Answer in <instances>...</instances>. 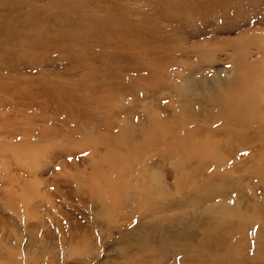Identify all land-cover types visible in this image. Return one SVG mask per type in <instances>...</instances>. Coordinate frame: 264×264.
<instances>
[{"label":"rangeland","instance_id":"rangeland-1","mask_svg":"<svg viewBox=\"0 0 264 264\" xmlns=\"http://www.w3.org/2000/svg\"><path fill=\"white\" fill-rule=\"evenodd\" d=\"M88 1L0 0V25L18 37L68 25L70 31L63 30L67 38L90 37L92 27L83 19L87 14L82 7ZM176 1L189 8L193 21L172 15L170 0H92L94 11L104 5L111 11L110 29L102 30L111 35L103 38L101 61H75L79 54L68 41L47 54L50 48L35 47L31 53L0 40L9 47L0 48V143L5 146L0 149V264H264V128L233 126L225 120L224 104L228 97L249 95L250 111L264 121V5L254 0ZM77 17L81 23L73 20ZM84 84L109 92L104 106L93 98L82 104L67 96L73 87L79 95L83 90L91 93L78 88ZM52 88L63 95H47ZM158 130L164 143L154 147ZM44 137L41 145L55 157L40 153L31 167L24 159L6 155V149L18 144L19 151L34 152V146L24 148L20 141ZM109 137L119 138L118 144L107 145L104 139ZM121 138L134 141L133 146L144 144L139 169L131 176L141 174L157 194L163 190L154 186L157 180L170 181L159 198L151 192L156 203L147 199L143 204V212L156 213L136 219L140 212L131 206L134 214L128 225L117 222L116 214L103 205L94 210L90 191L97 181L90 175L103 167L104 158L111 153L132 158ZM192 145L198 149L197 164V158L183 155ZM212 172L213 179L207 176ZM17 175L14 186L10 176ZM29 185L40 193V204L8 208L10 195L23 193ZM213 193L218 194L208 195ZM236 207L239 211L232 212ZM29 209L35 219L28 218ZM60 210L68 221L58 218ZM53 221L64 224L65 236L58 235ZM96 221L102 227L96 229ZM71 224L92 228L94 247L84 246L82 233H70ZM42 226L64 242L59 243L64 249H48ZM36 232H44L45 242Z\"/></svg>","mask_w":264,"mask_h":264},{"label":"bare ground","instance_id":"bare-ground-1","mask_svg":"<svg viewBox=\"0 0 264 264\" xmlns=\"http://www.w3.org/2000/svg\"><path fill=\"white\" fill-rule=\"evenodd\" d=\"M219 1H223V0H217V2L219 3ZM256 1L257 3H261L264 5V0H254ZM174 2V3H173ZM79 4H82V0H80ZM93 5H95V2H92V0H89L87 4L83 5L82 7L84 8L86 14H87V18H83V16H80L82 17L83 19H86L88 20L90 24V27L92 28H89L91 29L90 32L92 31L93 34L88 37L86 36V38H81V37H78V34H75V36L69 34V38H67L68 36V33L66 32H69L70 31V27L69 25L66 26V27H61L60 31L58 29L56 30H37V32H34V35L31 36V35H21L18 37V35L16 34H8L6 33V30H4V28L2 27V25H0V40H5L7 42H14V43H17L20 47L22 46L24 48V50L28 51L27 48H29L30 50L28 52H33L32 49H35L36 48H40V47H46V48H50L46 51L47 54H53L55 52H58L59 50H61L60 48H63V47H66V42L68 41L69 44H71L73 47H75L77 49V53L79 55H77L74 60L77 61V62H88V61H92L93 59L96 60V61H101L102 59L100 58V54H98V52H100V50H103L105 49L104 48V45H105V41L103 40V38H108L109 35H111V33H107V32H104L102 31L103 29H110L108 26H107V22L110 21V18H111V11L109 9V7H105L106 5H104L103 7H101L100 9H98L97 11H94L93 10ZM167 6H168V10L172 12V15L174 14H177L179 17H185V19L187 21H193L194 18L193 16L190 14L189 12V8L185 7V5L181 2V3H177L176 0H170V3L167 2ZM191 10V9H190ZM264 10V9H263ZM186 12H188L186 14ZM80 17H77V18H73V20H76L78 22L81 23V18ZM199 19V18H198ZM75 21V22H76ZM73 22V21H72ZM87 23H83L85 25H87ZM66 25V24H65ZM42 26V25H40ZM89 27V25H87ZM93 29V30H92ZM63 30H65L66 32H64ZM100 32H99V31ZM101 34V35H98V34ZM88 37V38H87ZM80 40H83L85 42V45L84 46H79L78 45V42ZM80 43V42H79ZM6 45L3 44V43H0V48H4L3 50H6L8 51L9 50V47L8 46H4ZM92 45V46H90ZM27 47V48H26ZM88 47H91V48H95L93 51H88ZM99 49V50H98ZM16 51V50H15ZM27 56V54H26ZM29 56V55H28ZM27 56V57H28ZM19 57V56H18ZM31 57V56H30ZM26 58V57H25ZM20 59V58H19ZM19 59H16L17 62H19ZM42 59L39 60L41 61V64H42ZM22 60V59H21ZM20 60V61H21ZM35 61V60H34ZM31 62V61H30ZM28 66V65H27ZM30 66V65H29ZM12 67H8L7 69H11ZM3 68L2 66L0 65V71H2ZM5 70V69H4ZM7 71V70H6ZM0 80H3L0 78ZM42 82V81H41ZM40 82V83H41ZM28 83V82H27ZM35 85H36V82H34ZM39 83V82H38ZM97 84H99V82L96 81ZM2 82H0V91H1V87H2ZM34 85V86H35ZM39 85V84H38ZM88 85V84H87ZM85 85L83 87H78V88H88L90 91H92L91 93H84L85 90H83V92H81V94L79 95L77 88L76 87H73L71 88L70 90L71 91H68L67 92V96L69 95L70 97H76V100L77 101H81L82 104L85 103L86 101H91L90 98H93L94 99V102L100 106H104L105 105V102L106 100L110 97L109 95V92L108 91H101L100 88H96V87H93L91 84L90 85ZM41 86V85H40ZM38 88V87H36ZM107 88V87H106ZM105 88V89H106ZM39 89V88H38ZM37 89V90H38ZM40 90V89H39ZM47 95L49 94H54L56 97H60V92H58L55 88H52L50 90H47L45 92ZM101 93V94H100ZM63 95V94H61ZM96 95L100 96V99H98L96 97ZM53 97V95H52ZM51 97V98H52ZM213 100H215V96L212 97ZM219 99H221L219 97ZM104 100V102L102 103L101 101ZM211 100V99H209ZM212 101V100H211ZM37 102V101H36ZM221 102V101H220ZM224 104H225V109L227 112H225V120L227 122H230L233 126H238L240 128H254L255 126L258 127V128H264V121H261L260 118H259V115L258 113L254 110V111H250V108H251V105H252V102L250 100V96L249 95H243V96H235V97H228L227 100H224ZM98 107V106H97ZM78 109H81L80 107H77ZM99 108V107H98ZM83 110V109H82ZM83 113V112H82ZM219 114V113H218ZM262 114H264V112H262ZM187 115V114H186ZM262 116V115H261ZM174 117V116H173ZM171 118V117H170ZM264 119V116L262 117ZM172 119V118H171ZM175 119V118H174ZM173 119V120H174ZM179 119V118H178ZM192 119V117H191ZM168 120V119H166ZM165 120V121H166ZM207 120V119H206ZM209 120V119H208ZM211 120V119H210ZM164 121V122H165ZM170 121V119H169ZM194 121V120H193ZM206 122H209V121H206ZM166 123V122H165ZM186 123V121H185ZM178 125V122L176 123ZM230 124V126H231ZM157 125V124H156ZM167 125V124H166ZM172 125V124H170ZM180 125V124H179ZM92 126V125H91ZM160 126V124L158 125ZM157 126V128H159ZM154 127V126H153ZM161 127V126H160ZM156 128V126L154 127ZM162 128V127H161ZM176 127L174 126V129ZM146 129V128H144ZM2 129H0V132H3L1 131ZM135 130V129H134ZM148 130V129H147ZM172 130V129H170ZM136 131V130H135ZM141 131V130H140ZM146 131V130H145ZM144 131V132H145ZM159 131H156L153 135V138H152V144L154 145L155 147V144L156 145H163L164 143V136H160L159 135ZM129 132V131H128ZM126 131V133H128ZM134 132V131H133ZM136 132H139L138 130ZM143 132V130H142ZM152 132V131H151ZM161 132V131H160ZM174 132V131H173ZM131 133V132H130ZM162 133V132H161ZM167 133V132H166ZM140 134V133H139ZM143 134V133H142ZM140 134V135H142ZM168 134V133H167ZM171 135V134H170ZM170 135H167V136H170ZM125 136V134L123 135ZM147 133H146V137L144 136L143 134V138L146 139H149L147 138ZM158 136H159V139H158ZM174 136L175 135H171ZM171 136L169 138H171ZM47 137V136H46ZM117 138V137H115ZM136 138V137H133V139ZM141 138V137H140ZM140 138H137L135 140H138ZM168 138V137H167ZM45 137L43 139H38V140H35V141H32L30 140V138L28 140H22L20 141L22 143V146L25 148H29V147H33L35 148V150H33L34 152H28V153H24V152H21L19 151L21 149V147H19L18 145H11V146H14L13 148L10 147L9 149H6V155H9L11 157V159H14V160H19V159H24L26 160V162L32 167L35 162H36V155H40V153H46L47 155L49 156H52L54 155V153L49 150H46V148L41 145V143L44 141ZM119 138L114 139L113 138H105L104 141L107 145H113L117 142L118 144V140ZM124 139H126L124 137ZM171 139H169V142H170ZM133 141V140H132ZM15 141H10L8 142V144H11ZM120 142H122L121 146L122 148L125 150H129L131 152L129 153H132V158L130 159L129 158V155L125 156V154H122L123 156H119L117 154H113L111 153V155L109 156V158H104L103 159V164L102 166L103 167H100L104 170L107 169V171L104 173V171L100 168L94 170L93 172V175H90L91 177H93L94 180H97L95 181L94 183H92L91 187H90V191L94 194V199H95V202H93V209L94 210H97L98 206L99 205H103L106 207L107 210H112V212H114L116 214V221L117 222H121V221H125L127 222L126 225H128V222H129V219H132L133 218V212L131 213V206H134L135 208L137 207L138 210H139V214L137 215L136 219H140V218H145L146 216H150V215H153L154 213H156L154 211V209H152L151 211L149 212H143L144 211V207H143V204L145 203V201L147 199H152L153 202H155V199H157V197L161 194H163L164 190L169 188V185H170V181H167L165 180H162L161 182H158L159 180H157V183L154 185L156 187V189L158 187H163V190L161 191H158L159 195L156 193L154 187L150 186L149 183H147L146 179L144 181V178L142 177L141 174H139L138 176L139 177H136V176H131V173L134 171V170H137L138 168V165L140 163V160L142 158V156L145 154V151L143 146L144 144L141 143V144H137V145H134L133 146V142H125L123 141V139L121 138L120 139ZM7 144V146H8ZM150 144V143H149ZM170 144V143H169ZM180 144V143H179ZM178 144V145H179ZM177 145V144H176ZM175 145V146H176ZM184 145V144H183ZM185 146V145H184ZM112 147V146H111ZM153 147V148H154ZM3 148H5L4 144L0 143V149L3 150ZM113 148V147H112ZM150 148V147H149ZM158 147L156 146L155 149H157ZM184 148V147H182ZM117 149V147H116ZM176 149V148H175ZM186 149V148H185ZM125 150V151H126ZM198 149H196V146H191L189 151H187L188 153H183V155H189V157H191V159H196V163L197 164V160L199 159V157H196L195 155V152H197ZM4 151V150H3ZM11 151V152H10ZM175 151V150H173ZM222 151V150H221ZM178 153V152H177ZM176 153V155H177ZM182 154V153H181ZM213 154V153H212ZM211 154V156H212ZM215 154V153H214ZM5 155V156H6ZM57 155V154H55ZM55 155L53 157H55ZM175 155V157H176ZM220 155V154H219ZM0 156H1V153H0ZM183 156V157H184ZM210 156V157H211ZM7 158V156H6ZM220 158V157H218ZM225 158V156H224ZM155 159V158H153ZM216 159V158H215ZM237 159V158H236ZM181 160V159H180ZM217 160V159H216ZM219 160V159H218ZM240 160V159H239ZM225 161H228L226 160L225 158ZM132 162V163H130ZM152 162V161H151ZM150 162V163H151ZM217 162V161H216ZM229 162H230V159H229ZM228 163V162H227ZM64 165V163H61ZM226 164V163H224ZM148 165V164H147ZM161 165V164H160ZM228 165V164H227ZM222 166V165H221ZM180 167H182L180 165ZM136 168V169H135ZM139 169V168H138ZM200 169L201 167L199 168V172H200ZM161 170V169H160ZM159 170V172H160ZM163 170V169H162ZM176 170V169H175ZM186 170V169H185ZM209 170V169H208ZM7 171L9 172V174L11 175V169L9 167H7ZM139 171V170H138ZM164 171V170H163ZM178 171V170H177ZM188 171V170H187ZM203 171V169H202ZM212 171V170H211ZM216 171V170H215ZM218 171V170H217ZM189 172V171H188ZM207 172V171H206ZM205 172V173H206ZM210 172V171H209ZM208 172V174H209ZM0 173H1V170H0ZM192 173V172H191ZM195 173V172H194ZM204 173V172H203ZM204 173V176L206 175ZM213 173L210 174V175H207L208 177L210 178H214L213 176ZM216 173V172H215ZM214 173V174H215ZM122 174V175H121ZM121 175V176H120ZM163 175V174H162ZM173 175L176 176V174L173 173ZM165 177V175H164ZM181 177V176H179ZM189 177V175H188ZM206 178L207 180L209 178ZM18 175H17V178L15 177H11L10 176V182H12V185L15 186V182L18 181ZM167 178H170L172 179L171 177H167ZM166 178V179H167ZM197 178V177H196ZM199 178V177H198ZM177 179V178H176ZM183 179V178H181ZM22 180V179H21ZM172 181L174 182L175 180L172 179ZM154 182V181H153ZM185 182V181H184ZM181 183V182H180ZM179 184V183H178ZM206 187L208 188V181H206ZM196 185V184H195ZM182 186V185H180ZM178 189V188H177ZM180 190V189H179ZM179 190H177L176 192H178ZM208 190V189H207ZM214 190V189H213ZM7 191V190H6ZM167 191V190H166ZM182 191V190H180ZM228 191V189H227ZM151 192L153 193L152 195L154 196L155 199H153V197H151ZM208 193V191H207ZM216 193V192H215ZM208 194V195H217V194ZM39 194L38 191L35 189L34 186H31L29 185L27 187V189L24 188L23 190V193H20V191H15L14 194H11L10 197H9V202H7V205L8 208H10L11 206H14L16 208H20V206L22 208H29L31 207L32 205H39L40 202H39ZM47 194V193H46ZM183 194V193H182ZM215 194V195H214ZM224 194V193H223ZM42 195V194H41ZM48 195V194H47ZM45 195V196H47ZM166 195L168 196V192L166 193ZM207 195V196H208ZM227 195V194H226ZM7 196V195H6ZM164 196V195H162ZM166 196V197H167ZM170 196V195H169ZM168 196V197H169ZM20 197V198H19ZM158 197V198H159ZM219 197V196H218ZM19 198V199H17ZM43 198V197H42ZM44 198H47V200L49 199V197H44ZM165 198V197H164ZM174 198V197H173ZM209 198V197H208ZM228 198V197H227ZM38 199V201H37ZM162 199V198H161ZM216 199V198H215ZM220 199V198H219ZM229 199V198H228ZM163 200V199H162ZM159 201V199L157 200ZM212 201V200H211ZM219 201V200H218ZM173 202V201H172ZM176 202V201H175ZM214 202V201H213ZM156 203V202H155ZM171 203V202H170ZM206 203V202H205ZM241 202H239L240 204ZM171 204H174V203H171ZM208 204V203H207ZM215 204V202L213 203ZM218 205H221L223 204L222 202H219L217 203ZM244 205V204H243ZM150 206V205H149ZM161 206V204H160ZM34 207V206H33ZM39 207V206H38ZM81 207V206H80ZM85 207V206H84ZM97 207V208H96ZM203 207H206V206H203ZM133 208V207H132ZM193 208V207H192ZM207 208V207H206ZM211 207H208V210L210 209ZM241 208V207H240ZM30 210V209H29ZM17 211V209H16ZM203 211V210H202ZM236 211H239V209H237L236 207V210L232 212H236ZM204 212V211H203ZM241 212V211H240ZM60 213V215H59ZM58 213V218H61L63 220H61L62 222L63 221H68L65 216L63 215V213L61 212V210L59 211ZM202 213V212H201ZM206 213V212H205ZM239 213V212H238ZM242 213V212H241ZM169 214V213H168ZM130 215V216H129ZM177 215V214H176ZM206 215V214H205ZM28 218L30 219H35L37 217L36 213L34 212L33 209H31L29 212H28ZM165 216V215H164ZM173 216H171L172 218ZM180 217V216H179ZM178 217V218H179ZM192 217V216H191ZM73 220H75L73 217H71ZM164 218V217H163ZM170 218V217H169ZM186 218V217H184ZM196 218V217H195ZM78 219V218H77ZM84 219L87 220L88 217L84 216ZM164 219H167V218H164ZM154 220V219H153ZM179 220V219H178ZM244 220V218H243ZM81 221V220H80ZM207 223H208V220H206ZM205 221V222H206ZM54 223V228L55 226L58 228V235H64L65 236V232H63V226L64 224H59L58 222L59 221H53ZM64 223V222H63ZM96 223V229L102 227V224L98 221L95 222ZM176 223H178L176 221ZM190 224V221L188 222ZM58 224V225H57ZM194 224H197L194 223ZM37 225L40 227L41 225L37 223ZM122 225V223H121ZM188 225V224H187ZM208 225V224H207ZM181 226V225H180ZM43 227V226H42ZM66 227V226H65ZM120 227V226H119ZM206 228V227H205ZM43 229H45V237L48 238V243H49V247L48 249L50 248V246H55L54 248H58L60 245L59 243L61 244L63 241L59 240L58 237L54 238L52 237V232H50L48 226H45L43 227ZM112 229V228H110ZM143 229V228H142ZM208 229V228H207ZM41 230V229H40ZM69 231L70 233L72 234H81L82 233V237L83 239L85 240V242L87 241V243L84 245L85 247H89V248H92L94 247L95 245V241H94V238H93V229L92 228H89V227H84V226H80V225H70L69 227ZM204 231V230H203ZM208 231V230H207ZM207 231H204L205 233ZM44 233V232H43ZM43 233L42 235H40L39 232H36L37 236H39L43 242L44 239H43ZM52 233V234H51ZM67 234V233H66ZM126 235V234H125ZM67 236V235H66ZM80 236V235H79ZM207 236V235H206ZM55 237V236H54ZM38 238V237H37ZM77 238V237H76ZM75 238V239H76ZM193 238V237H192ZM206 238V237H205ZM67 240V239H66ZM97 241V239H96ZM154 241V240H153ZM74 242V241H73ZM155 242V241H154ZM64 243V242H63ZM69 243V242H68ZM72 243V241H71ZM146 243V242H145ZM175 243H178L175 242ZM180 243V242H179ZM188 243V242H187ZM201 244V243H200ZM225 244V243H224ZM223 244V245H224ZM41 245V244H40ZM184 245V243H183ZM189 245V243H188ZM42 246V245H41ZM62 246V245H61ZM60 246V247H61ZM145 246V245H144ZM186 246V244H185ZM226 246V245H225ZM70 247V246H68ZM82 247V246H81ZM62 248V247H61ZM188 248V246H187ZM192 248H194V246H192ZM201 248V247H200ZM64 249V247L62 248ZM61 249V250H62ZM71 250V248H69ZM68 249V251L70 252V250ZM83 250V249H81ZM183 250V249H182ZM224 251V250H223ZM74 252V251H73ZM56 253V252H54ZM62 253H65L64 251ZM75 253V252H74ZM202 252H200L201 254ZM129 254V253H128ZM158 254V253H157ZM179 254L181 255V253L179 252ZM221 254V253H220ZM209 256V254H207ZM75 256V255H74ZM84 256V254H83ZM168 257V256H167ZM204 257H205V254H204ZM203 257V258H204ZM205 259V258H204ZM214 259V257H213ZM177 263V262H176Z\"/></svg>","mask_w":264,"mask_h":264}]
</instances>
